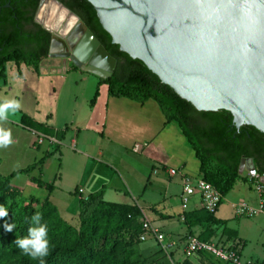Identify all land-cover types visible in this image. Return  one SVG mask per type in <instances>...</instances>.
Segmentation results:
<instances>
[{"label":"trees","instance_id":"trees-1","mask_svg":"<svg viewBox=\"0 0 264 264\" xmlns=\"http://www.w3.org/2000/svg\"><path fill=\"white\" fill-rule=\"evenodd\" d=\"M54 1L77 17L114 61L109 77L97 81L89 107L94 105L99 85L105 86L109 98L126 99L140 105L148 100L154 102L164 122L176 126L185 145L192 152L198 164V179L213 188L221 200L238 181L253 185L254 179L248 173L245 176L238 174L241 159L249 160L254 174L264 178L263 134L244 125L235 130L228 112L195 111L189 103L162 85L141 62L130 59L110 43L109 36L98 24L94 10L85 0ZM5 5L7 7L2 8ZM36 7V3L30 4L29 0H0L2 81L5 64H13L17 76H20V66L38 74V64L47 56L50 34L33 22ZM19 126L57 142L62 141L65 131L50 132L24 116L19 118ZM53 147V151L57 152V146ZM41 162L42 159H39L34 164L0 177V205L8 210V216L0 219V264H40L38 260L23 255L14 244L17 237L28 234V228L33 226L31 218L36 213L42 215L41 223L48 226L50 253L45 258V264H138L140 261L143 264H168L160 250L157 251L160 257L153 259L155 262L150 259L140 260L132 254V245L122 249L126 255L118 259L113 256L112 248L97 252L96 243L101 246L107 239L119 234L125 236L136 233V238L140 234V224L136 223L141 216L140 210L134 205L103 202V187L84 200H78L75 227L64 222L46 199L39 200V204L35 198L24 199L22 191L11 186L10 180L18 175L30 174ZM30 181L38 189L47 192L53 189L51 184H44L39 176ZM181 216L187 229H201L197 237L200 241L209 242L214 232L211 228L220 229L221 235L229 239L236 237L234 231L225 228V222L214 218V213L199 209ZM6 222L16 225L12 232L5 231L3 226ZM181 264L190 263L184 260Z\"/></svg>","mask_w":264,"mask_h":264},{"label":"water","instance_id":"water-1","mask_svg":"<svg viewBox=\"0 0 264 264\" xmlns=\"http://www.w3.org/2000/svg\"><path fill=\"white\" fill-rule=\"evenodd\" d=\"M50 1L76 19L101 56L114 66L77 17ZM85 1L110 43L141 62L195 111L228 112L235 130L244 125L264 135V0ZM61 36L70 49L80 47L81 38L73 29ZM57 42L65 50L63 42L50 35L47 54ZM71 55L77 66L73 51ZM109 70L108 66L104 72L110 75ZM242 170L254 176L249 160L241 159L238 174Z\"/></svg>","mask_w":264,"mask_h":264},{"label":"rangeland","instance_id":"rangeland-1","mask_svg":"<svg viewBox=\"0 0 264 264\" xmlns=\"http://www.w3.org/2000/svg\"><path fill=\"white\" fill-rule=\"evenodd\" d=\"M49 4L50 0H46L45 5L40 12L38 11L34 18L41 24V27L45 25L44 29L49 31L50 35L61 40L66 48L63 55L62 51L56 55L47 54L46 58L42 59L39 63L46 64L48 61H55L60 64V67H62V65L66 67L67 72L63 75L62 73L52 75L34 74L26 67L20 66V76H17L13 64L7 63L4 65V80L2 81L0 79V101L4 98L16 99L20 101L22 107L14 117H11L7 122L0 125L11 131L13 140L10 146L0 148V177H4L10 172L23 169L31 165L34 159V162H36L42 156L47 155L40 165V179L45 184L53 185L50 197L47 196L45 190L38 189L32 183H29V177H37L36 171H33L29 176L18 175L13 177L11 184L15 187L23 188L22 197L24 199L29 197L35 198L38 204L40 203L39 200L41 201L45 198L49 199L48 201L55 207L58 214L67 224L76 226L75 218L77 216L78 199L76 195L71 193V186L75 184L81 187L82 183L90 174L91 177H89L87 187L84 189L85 195L97 191L100 186H102L104 180L110 179L112 173H115V176L122 175V178L132 183L127 179L126 175L122 173L123 167L133 169L138 162V156L131 154H125V157L119 156L118 159L121 158L122 166L120 165L114 167V170H110L105 168L102 164L96 163L102 162L109 165V163L105 162L106 160L104 158L101 159L97 156H91L89 159L84 160L78 155V147L75 149L72 147L69 148V141L74 138V131L77 124L86 122V119H89L90 126L91 122L100 121L102 107L105 101V86H97L98 97L95 99L97 100L95 107L91 109L94 105L89 107L88 104L96 88L97 81L104 79L109 75V72H102L100 69L91 67L78 59L77 61L79 62L76 61L77 66L73 65L70 60V57H73L71 55L72 51H70L65 42L66 37H62L61 33L57 34L50 30L54 29L53 27L56 25L55 21L50 22L51 14H49L50 10L48 12ZM102 64L106 65L104 62ZM112 66L113 64H111L109 71L112 70ZM94 68L97 70V74ZM94 73L96 75H94ZM21 116L28 118L35 124L46 127L50 132H60L65 129L63 142L65 148H62L61 141V145H57V152H54L53 145L49 144L46 139H41L42 142L37 149L31 148L29 145V131L19 126V118ZM97 141H99V145H102L103 141H100V138ZM93 151L94 148L90 150V152ZM106 153H109V151L107 150ZM115 161H117V159H115ZM95 166L96 168H94ZM194 166L196 172L195 161ZM246 174L247 172L245 170L240 171L241 176H245ZM164 182L166 183V181ZM116 184L117 179L116 182H111L110 186H105L104 189L107 191L102 198L103 201L116 204L136 203L137 206L142 207L141 211L144 212L145 215L149 214V212L140 201L145 200L142 201L145 203L161 201V196L158 194V192H160L159 190L148 199L147 196L143 198L140 196L137 198L132 196L135 198L132 199L123 189H121V192H117L119 194H114L113 187L116 186ZM177 190V187H173V189H171V194L175 195ZM84 194L82 196H84ZM255 197L254 185L250 186L247 183L238 181L233 189L222 199L220 209H232V207H230L231 204L232 206L239 203L250 205ZM66 207L67 209H64ZM193 207L194 205L189 203L184 206V209H193ZM96 245L95 248L97 252L108 251L112 248L114 251L113 256L117 259L126 255L125 252L121 250L129 245H132V254L137 256L140 260L150 259V261L155 262L153 259L155 257H160L157 253V246L155 243L149 239L144 242H138L136 233H130L125 236L119 234L117 237L107 239L101 246L97 243ZM182 258L183 257L178 255L173 257L172 261L174 264H178L177 262ZM210 262L212 264H222L213 260ZM138 264L143 263L140 261Z\"/></svg>","mask_w":264,"mask_h":264},{"label":"crops","instance_id":"crops-1","mask_svg":"<svg viewBox=\"0 0 264 264\" xmlns=\"http://www.w3.org/2000/svg\"><path fill=\"white\" fill-rule=\"evenodd\" d=\"M61 51L63 55L64 49H61ZM61 51L57 53H52V51H50V54L56 55ZM66 72V67H63V65L60 67V64L55 61H48L46 64H38V74L52 75L62 73L63 75ZM96 103L97 100H95L94 106L91 109L95 107ZM28 131L30 134L29 145L31 148L37 149L39 147L41 143L38 144L37 141L40 137L53 140V146H57L58 144L61 145V142H57L53 138L44 137L30 130ZM99 138L100 141H103L102 145H99V141H97ZM63 142L64 134L62 137V148H65ZM70 147L74 149L78 147V155L84 160L89 159L91 156H97L101 159L104 158L106 160L105 162L109 163L111 166L102 162L96 163L102 164L105 168L110 170H114V167L122 166L121 158L118 159L119 156L125 157V154L138 156V162L133 169L123 167L122 173H124L127 179L132 183L122 178V175L115 176V173H112L110 179L104 180L102 186H100V188L103 187L102 198L107 191L104 189L105 186H110L111 182H116V179L117 184L113 187L114 194H119L117 192H121V189H123L130 197L135 196V198H137L140 196L143 198L147 196L148 199L159 190L160 192H158V194L161 196L160 202L152 201L150 203H145L142 202L145 200L140 201V203H143L142 205L144 208L148 210L149 214L147 215L141 211L142 207L137 206L136 203L124 205H134L140 210L141 216L137 219L136 223L144 220L162 233L167 239L176 243L175 247L169 252L168 258L162 254L165 259H167L168 264H174L172 259L178 255L183 257L177 262L178 264H181L184 260H187L190 264H212L210 262L211 260L203 256H185L181 252L182 240L187 235L197 238L201 232V229L198 227L187 229L183 224L181 216L183 213L201 209L197 196L191 197L184 205H181L179 202L182 188L181 181L185 179L193 184V182L198 179V164L194 160L192 152L185 145L184 139L178 133L176 126L172 123L166 124L164 122V118L154 102L148 100L140 105L126 99L109 98L105 93V101L102 107L100 121L91 122V126L89 124V119H86V122L77 124L74 131V138L69 141V148ZM92 148H94V151L90 152ZM107 150L109 153H106ZM45 156L39 159L43 160ZM115 159H117V161H115ZM193 160L196 162V172ZM34 161L35 159L32 164L35 163ZM40 165L33 170L37 172V177L41 175ZM96 166L94 168H96ZM170 170L175 171L173 176L168 174ZM31 173L28 174V176L31 175ZM37 177H29V183H31V179ZM89 177H91V174L87 176L81 187L73 184L70 188L71 193L76 195L78 200H84L89 195L84 194V189L87 187ZM11 181L12 179L10 180V185L13 186ZM164 181H166V183ZM259 181L264 186V178H260ZM173 187H177L178 189L175 195L171 194V189H173ZM15 188L21 191L23 189L17 186ZM51 192H47V196L50 197ZM83 194L84 196H82ZM263 196L264 193L262 194V199L264 200ZM102 198L101 200L103 201ZM135 198L132 197V199ZM45 199L47 201L49 200L47 198ZM221 202L214 213V218L218 221L225 222V228L234 231L236 237L234 239H229L221 235L220 229L211 228L214 232L209 242L234 250L242 264L260 262L264 258V215L252 218H237L233 213V207L235 205H230L232 209H220ZM256 202L257 196L250 205L253 206ZM189 203L194 205L193 209H184V206ZM64 209H67V207ZM59 217L66 222L60 215ZM149 240L153 241L152 239Z\"/></svg>","mask_w":264,"mask_h":264},{"label":"built area","instance_id":"built-area-1","mask_svg":"<svg viewBox=\"0 0 264 264\" xmlns=\"http://www.w3.org/2000/svg\"><path fill=\"white\" fill-rule=\"evenodd\" d=\"M41 139L43 138L40 137L37 141L38 144L41 143ZM46 140L49 144H54L53 140ZM168 174L173 176L175 171L170 170L168 171ZM252 178L254 179L253 185L254 192L257 196V202L253 206L244 203L235 205L233 207V213L237 218H252L264 215V200L262 199L264 186L259 181L260 178L257 175L254 174ZM181 184L182 188L179 196V202L181 205L186 204L191 197L196 195L200 202L201 209L208 213H215L221 199L213 188L199 179L195 180L193 184L189 183L185 179H182ZM139 224L140 234L137 236V241L144 242L147 239H152L158 250H160L166 258H168L169 252L175 247L176 243L167 239L162 233L150 226L146 221L141 220ZM181 244V252L185 256L198 254L211 261L213 260L222 264H242L234 250L221 247L211 242L200 241L193 236H186L182 240ZM246 264H264V258L258 263Z\"/></svg>","mask_w":264,"mask_h":264},{"label":"clouds","instance_id":"clouds-1","mask_svg":"<svg viewBox=\"0 0 264 264\" xmlns=\"http://www.w3.org/2000/svg\"><path fill=\"white\" fill-rule=\"evenodd\" d=\"M21 107L20 101L16 99L4 98L0 101V125L14 117ZM12 143L11 131L0 126V148H6ZM7 216V208L0 205V219ZM41 220L42 215L40 213L33 215L31 218L33 226L28 228V234L24 237H17L14 244L23 255L38 260L40 264H45V258L50 253V241L48 239V226L46 223H41ZM3 227L5 231L12 232L16 225L6 222Z\"/></svg>","mask_w":264,"mask_h":264},{"label":"bare ground","instance_id":"bare-ground-1","mask_svg":"<svg viewBox=\"0 0 264 264\" xmlns=\"http://www.w3.org/2000/svg\"><path fill=\"white\" fill-rule=\"evenodd\" d=\"M45 2L46 0L42 1L39 12L41 11L42 7L45 5ZM48 7H49L48 12L50 10L49 14H51L50 22L55 21V25H56L55 27H53L56 30L50 29L52 32L57 33V34L62 33L63 35L68 29L69 31L73 29V32L75 31L80 36L81 38L80 47L76 49L69 48L70 51L74 52L76 61L78 59L81 62L88 64L89 60L93 56V58L90 60L88 65L96 67V69H100L102 72L107 70L108 66L110 67V64H111L110 61L106 60L105 58L101 56L99 50L94 46L92 40L88 37V35H86L84 30L81 28V26L76 21V19L68 15L64 10L60 9V7L57 6L55 3H53L52 1H50V4ZM43 26L45 27V25ZM61 49H64V48L62 47V44L59 42L53 44L50 48L52 52H56V53L61 51ZM103 62L106 65L102 64ZM96 69L94 68V70ZM96 73H97V70H96Z\"/></svg>","mask_w":264,"mask_h":264},{"label":"flooded vegetation","instance_id":"flooded-vegetation-1","mask_svg":"<svg viewBox=\"0 0 264 264\" xmlns=\"http://www.w3.org/2000/svg\"><path fill=\"white\" fill-rule=\"evenodd\" d=\"M40 1H41V0H29V3H30V4H32V3H36V5H37L36 10H37ZM35 13H36V11H35ZM34 16H35V14H34ZM33 22L35 23V21H34V17H33ZM36 24H37V23H36ZM37 25H38V24H37Z\"/></svg>","mask_w":264,"mask_h":264}]
</instances>
